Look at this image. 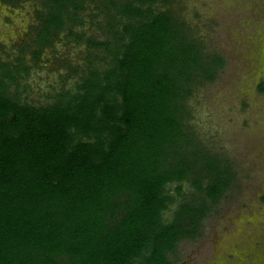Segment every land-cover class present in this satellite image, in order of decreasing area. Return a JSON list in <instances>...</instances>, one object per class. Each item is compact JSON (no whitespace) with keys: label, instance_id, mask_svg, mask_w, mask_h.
Segmentation results:
<instances>
[{"label":"trees","instance_id":"1","mask_svg":"<svg viewBox=\"0 0 264 264\" xmlns=\"http://www.w3.org/2000/svg\"><path fill=\"white\" fill-rule=\"evenodd\" d=\"M168 1L102 0L113 39L90 44L103 47L106 67H89L46 104L22 100L18 66L0 63V264H174L178 242L199 234L230 187L231 162L199 139L187 106L223 58L152 8ZM42 6L35 60L81 23L83 1ZM183 181L197 195L166 220L167 185Z\"/></svg>","mask_w":264,"mask_h":264},{"label":"rangeland","instance_id":"2","mask_svg":"<svg viewBox=\"0 0 264 264\" xmlns=\"http://www.w3.org/2000/svg\"><path fill=\"white\" fill-rule=\"evenodd\" d=\"M82 1L81 23L67 24L35 60L42 0H0V63L18 66L22 100L46 104L56 93L74 90L89 67H106L109 56L90 41L112 40L108 23L115 19L102 0ZM152 8L169 10L207 51L223 58L214 80L197 85L188 97V122L235 171L230 187L202 219L199 234L180 240L171 259L174 264H264V0H169ZM167 190L172 200L163 212L166 220L178 202L197 195L187 181L169 183Z\"/></svg>","mask_w":264,"mask_h":264}]
</instances>
